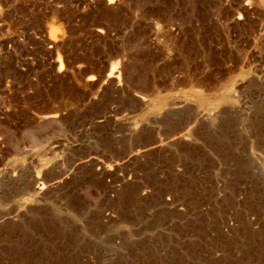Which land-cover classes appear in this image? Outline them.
<instances>
[{
    "label": "rangeland",
    "instance_id": "obj_1",
    "mask_svg": "<svg viewBox=\"0 0 264 264\" xmlns=\"http://www.w3.org/2000/svg\"><path fill=\"white\" fill-rule=\"evenodd\" d=\"M0 264H264V0H0Z\"/></svg>",
    "mask_w": 264,
    "mask_h": 264
}]
</instances>
